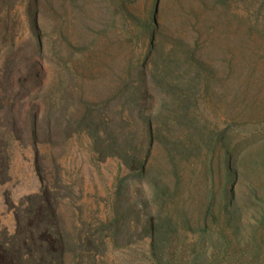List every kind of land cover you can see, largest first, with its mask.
Wrapping results in <instances>:
<instances>
[{"label": "rangeland", "instance_id": "rangeland-1", "mask_svg": "<svg viewBox=\"0 0 264 264\" xmlns=\"http://www.w3.org/2000/svg\"><path fill=\"white\" fill-rule=\"evenodd\" d=\"M155 2L0 0L1 239L17 227L8 200L47 189L65 264H151L137 158L182 219L211 189L223 203L231 155L249 178L264 170V0Z\"/></svg>", "mask_w": 264, "mask_h": 264}, {"label": "trees", "instance_id": "trees-1", "mask_svg": "<svg viewBox=\"0 0 264 264\" xmlns=\"http://www.w3.org/2000/svg\"><path fill=\"white\" fill-rule=\"evenodd\" d=\"M158 6L159 0H156L154 13ZM152 20L154 24L156 20ZM150 36L153 44L154 32ZM147 125L146 134L152 147L153 124ZM8 150L7 145L4 156L1 154L0 182L10 179ZM238 162L235 155L226 160L223 203L217 207V195L211 189L200 215L192 218L185 208V219H182L167 211L171 205L168 187L153 180L148 162L137 158L134 162L137 180L144 178L150 183L153 192L150 201L156 207L144 226L151 240V264H264V170L258 175L255 170L249 178L240 170ZM210 176L215 186V173L212 171ZM244 179H249L250 184L241 193L244 203L240 205L238 189ZM7 205L15 211L17 227L14 234L4 231L6 237H0V264H65L67 248L53 194L44 189L40 194L25 197L19 206L11 200ZM25 214L29 215L26 223ZM2 229L0 223V235ZM188 246L193 247V253H187Z\"/></svg>", "mask_w": 264, "mask_h": 264}]
</instances>
